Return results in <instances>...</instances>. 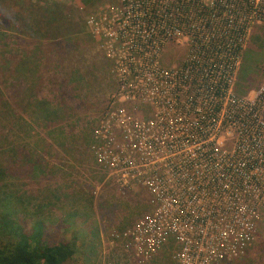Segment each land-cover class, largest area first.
<instances>
[{
    "label": "built area",
    "instance_id": "1",
    "mask_svg": "<svg viewBox=\"0 0 264 264\" xmlns=\"http://www.w3.org/2000/svg\"><path fill=\"white\" fill-rule=\"evenodd\" d=\"M264 0H116L89 15L113 92L89 150L118 192L145 213L114 235L130 259L166 245L172 264H230L264 213V73L233 91L250 28ZM168 44H184L180 63Z\"/></svg>",
    "mask_w": 264,
    "mask_h": 264
},
{
    "label": "rangeland",
    "instance_id": "2",
    "mask_svg": "<svg viewBox=\"0 0 264 264\" xmlns=\"http://www.w3.org/2000/svg\"><path fill=\"white\" fill-rule=\"evenodd\" d=\"M115 2L0 0V198H18V217L26 227L39 219L49 239L73 242L70 264H172L170 244L147 262H136L114 238L145 213V203L118 192L89 150L92 128L113 84L100 41L86 30L84 20ZM43 4L59 7L78 29L68 37L69 50L50 45L55 34L69 30L49 27L43 41L38 37L36 7ZM242 51L238 86H246L248 93L264 73V23L250 28ZM185 53L184 44H168L162 60L177 64ZM61 86L63 101L56 92ZM230 264H264V213L244 254Z\"/></svg>",
    "mask_w": 264,
    "mask_h": 264
},
{
    "label": "trees",
    "instance_id": "3",
    "mask_svg": "<svg viewBox=\"0 0 264 264\" xmlns=\"http://www.w3.org/2000/svg\"><path fill=\"white\" fill-rule=\"evenodd\" d=\"M14 1L21 4L23 3V0ZM52 6L54 8H51ZM36 8L38 12L36 24L38 26V37L40 40L43 41L45 39L46 32L44 30H47L49 27L56 32L69 30L64 34L58 33V36L55 34L54 37L50 38L53 41L50 45L56 47L60 52L69 50L68 37L78 32L76 26L60 13L59 7L43 4ZM71 29H74V31L71 32ZM89 38L87 34L84 43L88 42ZM74 41V44H76L77 41ZM242 53L240 56L241 61ZM241 61L239 62L235 76L236 79L233 85V91L236 96L245 95L247 91L246 86H238ZM260 80L256 84V88ZM64 91V87L62 88V86L56 90L58 93L57 98L60 97L61 101L65 98ZM38 105L41 106L42 104L39 103ZM55 111L54 109L50 116L53 117V115L56 114ZM42 115L46 120L50 117L48 113H43ZM36 117L37 115L35 118ZM12 150H14V148H12ZM14 155L15 153H12L13 157ZM2 174L4 173L0 170V176ZM20 209L21 205L17 197L6 195L0 198V264H70V262L73 261L75 253L73 242L66 240L52 241L49 239L46 225L39 219H32L28 224L29 226L26 227L24 222L18 217L21 214ZM83 222V220H80V223L83 224ZM3 239L5 242H3Z\"/></svg>",
    "mask_w": 264,
    "mask_h": 264
}]
</instances>
